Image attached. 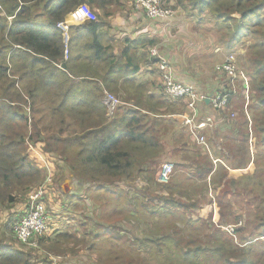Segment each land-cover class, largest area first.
<instances>
[{"label": "trees", "instance_id": "1", "mask_svg": "<svg viewBox=\"0 0 264 264\" xmlns=\"http://www.w3.org/2000/svg\"><path fill=\"white\" fill-rule=\"evenodd\" d=\"M158 1L164 10L186 12L196 33L205 16L213 14V31L222 37L203 57L217 47L227 57L236 56L249 90L243 81L232 83L217 72L204 86L205 80L196 78L203 70L196 72L200 66L194 69L191 60L201 58L199 52H190L178 64L170 61L176 82L206 96L221 94L227 102L222 109L206 102L197 106L199 118L211 117L213 126L192 134L176 122L179 129L166 130L164 124L173 122L172 116L193 112L187 100L164 94L159 59L151 57L158 40L149 32L143 36L130 31L118 38V32L112 31L113 16L130 13L124 12L127 2L131 11L142 13L154 26L155 20L145 10L137 11L131 0H0V206H12L22 196L28 201L11 220L18 244L22 243L15 225L26 216L32 195L41 188L45 191L41 202L51 220L57 209L78 218H95L97 212L109 216L108 226L93 222L83 230L94 234L89 252L81 247L85 238L78 239L76 231L61 233L52 227L53 236L51 231L33 237L31 242L49 254L72 255L65 264H124L122 259L133 262L147 247L159 264L163 255L166 264H218L219 260L264 264V245L254 242L264 237V164H258L264 163V0ZM80 5L89 6L96 20L70 29L72 56L63 62L64 44L57 25ZM160 31H165L164 25ZM241 45L246 54H237ZM105 91L119 100L110 119ZM201 138L209 150L200 145ZM33 148L41 153L40 162L31 156ZM251 155L256 162L253 174L230 178L224 165H214L218 158L233 170H243ZM58 159L69 169L73 187L81 191L79 200L75 192L63 194L70 198L68 202L57 196ZM164 165H172L167 184L159 183ZM50 176L54 182L48 184ZM210 188L216 192L215 202L209 197ZM96 193L106 198L97 211L91 205ZM204 204L215 207L221 226H236L234 234L188 215ZM128 213L132 220L124 223ZM121 214L125 217L117 218ZM145 218L148 236L142 239L135 235L133 222ZM212 219L213 213L207 220ZM185 226L196 231L212 229L194 252L172 247L193 240ZM3 228L1 236L6 234ZM113 232L115 240L110 238ZM235 235L242 243L234 242ZM11 237L0 241V264L57 260L47 255L41 260L37 251L14 248L6 243ZM138 262L147 264L144 256Z\"/></svg>", "mask_w": 264, "mask_h": 264}, {"label": "rangeland", "instance_id": "2", "mask_svg": "<svg viewBox=\"0 0 264 264\" xmlns=\"http://www.w3.org/2000/svg\"><path fill=\"white\" fill-rule=\"evenodd\" d=\"M132 1V0H131ZM132 6L127 2L126 5V10H124V12L128 13L131 12L130 15H132V11H131ZM114 10V8L112 9ZM118 12H122L120 10H118ZM214 16L213 14H209L207 16H205V18L203 19L204 23L198 26V33H196L194 31V21L189 19V16L186 14V12L184 11H179L176 14L175 20L169 22L170 28L168 29L169 26H166L164 24H161L159 22H157V20L155 21L156 24L154 25V27H151L147 30H142L139 31L137 30V33H139L140 35L143 36H148L149 35L151 37H156V39L158 40V44L156 45L157 49L162 53L165 54L167 57V59H169L170 61H173L175 63H178L179 61H181L182 57L185 56L187 57L188 54L190 52H197L200 49H204L208 44L212 43L215 44L216 42L220 41V37H222L221 35L218 37V34L216 31H213L214 29V25L213 23H211L214 20ZM134 21V20H133ZM125 22V19H122L121 21L119 20L118 23L120 26H123ZM210 22V23H209ZM128 24H126L125 27V35L128 34L130 31H134V29H128V26H131L134 24V22H128ZM164 25L165 31H159L160 28H162V26ZM161 26V27H159ZM172 30H176L175 33L172 32ZM211 39V42H209ZM248 46V44L246 45ZM246 47H244V45H241L240 49L237 51V54H246ZM165 50H167L168 53L164 52ZM69 54H68V60H71V43H70V47H69ZM221 50L216 51L215 53L218 54L217 56V61H212L209 62L208 64L204 65L203 58H199L196 59L195 57H192L191 60L192 62H194V66H200V69L196 72H199L201 69L203 70V74H197L196 78L199 80H205L206 83H204V86H208L210 85V83L207 81L208 78H211L212 74L216 72V66L218 64H224L227 60L226 56L224 53L220 52ZM170 55V56H169ZM63 56H65L64 52H63ZM172 58V60H171ZM195 58V59H194ZM73 59V58H72ZM166 59V58H165ZM65 57H63V62H67ZM216 74V73H215ZM93 83V82H91ZM20 86L18 85L17 89L20 90ZM106 92V91H105ZM31 101V100H30ZM104 103L108 108V104L106 99H104ZM21 108L23 109V106H21ZM115 113V111H114ZM113 114H109V112H107V118H112ZM181 116V115H180ZM180 116H172L170 118V120H172L173 122H169V123H165V129L167 130L170 126L173 127V129H179L178 128V124L181 127H186ZM178 124H177V123ZM177 124V125H176ZM179 126V127H180ZM171 135V133L168 134L167 138ZM31 145V144H30ZM251 153H253L254 147L252 146V141H251ZM29 148V146H28ZM218 150H221L220 147H218ZM31 156L33 158H36L37 160H43L41 153L37 152L35 148L31 149ZM57 157V156H56ZM250 164L249 166H247V168L243 169V170H233L231 168H229V166L227 164H225L224 162L221 163L220 159H215V163L214 165L218 168L221 165H224L227 170L229 171V173L231 174L229 177H238L241 174H253V171L256 170L255 167V158L253 155L250 156ZM216 158V157H215ZM58 166L56 167L58 170V173L55 174V182L57 183L56 185H54V187L56 189H60V191L57 190V196L60 194L61 197V201L63 202H68V199H65L63 197L64 193V187H67L69 189L68 194L75 192V200H79L77 197H81L79 196L80 192L76 187H73L72 184V177H70L71 173L69 172V169L67 167H65V165L58 159V162L56 163ZM258 164H264V163H259ZM49 178H51V181L53 180L54 182V178L52 176H50ZM262 180L264 179V177L261 178ZM160 180V178H159ZM52 182V184H53ZM208 184L210 185V180H207ZM160 183V182H159ZM198 184L202 183L201 181L197 182ZM50 184V183H48ZM139 187H142L143 183L137 182V184ZM103 186H107V185H103ZM154 189V188H152ZM256 191H258L259 188H254ZM221 190V186L218 188V191ZM66 196V195H65ZM198 198L201 199V197L199 195H196ZM209 197L214 200V202L216 201V192L213 188H210V194ZM130 198V197H129ZM128 198V200H129ZM141 198V195H140ZM105 196L101 195L99 193H96L94 195V199L91 200V205H93V209L97 211V205L99 202H103L105 201ZM28 201L26 200V197H20L19 199H17V201L15 202L14 205L9 206L8 204H5L4 207L0 206V241L3 240V238H10L11 239L9 241H7L6 243H10L12 244L11 246H13L14 248H17L19 250H23L24 252L30 251V252H34L37 251V255L40 256V259L42 260L41 256H45L47 255L48 258H50V260H54V259H59L60 264H65L66 260H71L73 257L72 255L68 254V255H53V254H49L47 253V251H45L44 247L41 245L40 249H39V244L37 245V248L32 247L31 245H22V244H18L14 238V229H12L13 227V223H12V219H14L15 215H17L24 207V204H27ZM84 206V205H83ZM161 206V205H160ZM85 208H87V206L85 205ZM83 211V210H82ZM86 211V210H84ZM211 212L213 213V219L211 220H207V218L211 215ZM85 214H87V212H85ZM102 214V215H101ZM189 216H192L194 219H198L199 217L203 218L207 223H213L214 225H216L217 227L221 228L223 231L228 230V233L230 234H234V230H236V226H225V225H220V216L219 213L217 214L216 209L213 205H209V204H204L203 207L199 210L192 211L191 213L188 214ZM72 216L73 219L70 217ZM121 217H125L124 215H119L117 216V218H121ZM52 220H51V225L52 227H54L55 230H59L61 233H64L66 231H70V232H77V238L81 239L82 237L85 238V241L82 244V248L83 250L86 252H89V246L91 243V240H94V234H91L90 230H88L86 233H84V229L87 227H91L89 226V224H92L93 222H97L98 224H104L105 226H108V222L110 221L109 216H107L104 213L101 212H97L95 218H93L92 215H90L89 219L85 218V217H81L78 218V216L72 212H65V210H62V214H60V211L57 209L56 212L54 213V215L52 216ZM92 219V222H91ZM169 219V218H168ZM124 223H127L128 221L131 222L130 220H132V215L128 213V215L125 217ZM128 220V221H127ZM146 221H135L134 223V233L137 236H140L142 239H147L148 236V230H147V224H145V222H148V218H145ZM9 221V223H7ZM69 223V224H68ZM154 223V221L152 222V224ZM170 225H172V221L170 220L168 222ZM238 225H241V223H239ZM120 226H122L120 224ZM6 227V234H4L3 236H1L3 233H5L4 228ZM126 227V226H125ZM230 227V228H229ZM228 228V229H227ZM52 230L51 235L53 236V233L55 232V230ZM248 229V226H246L245 231ZM185 230L187 233H191L192 232V239L188 244H177V245H172L173 248H175L176 250H183V251H189V252H194L195 248L197 247L196 244L199 241H204L208 238V234L210 233L212 229H209V231H206V228H202L200 231H196L190 227H186L185 226ZM183 231V230H182ZM191 236V235H189ZM3 237V238H2ZM233 237V236H232ZM110 238L112 240H115L117 237V233L113 232V234L110 236ZM150 239H152V236H150ZM233 240L235 243L241 242V237L235 235V238L233 237ZM258 241V245H264V237L259 238L258 240H255L254 242ZM250 243H247L245 245L242 246H247ZM21 245V246H19ZM21 247V248H18ZM184 246H187L188 248H184ZM68 247V245H67ZM147 250H149L150 254H143L144 252H146ZM169 251V249H168ZM141 255L144 256V261L147 262V264H159V262L157 261L156 257H153V255L151 254L152 251L151 249H149V247H147V249H143L140 251ZM181 253V252H180ZM179 253V254H180ZM139 256L137 258H133L131 259L133 262H129L126 261L125 258L122 259V261L124 262V264H140L141 262H138V260H142V256ZM155 258V259H154ZM217 260H219V257H216ZM91 259L94 261V259L96 258H92ZM161 259V264H166L165 260L166 257L165 255H163L162 257H160ZM99 260V259H98ZM75 261V260H74ZM218 264H223V261L219 260Z\"/></svg>", "mask_w": 264, "mask_h": 264}, {"label": "built area", "instance_id": "3", "mask_svg": "<svg viewBox=\"0 0 264 264\" xmlns=\"http://www.w3.org/2000/svg\"><path fill=\"white\" fill-rule=\"evenodd\" d=\"M134 3V8L137 11L145 10L148 18L165 22L166 26H170L169 22L174 21L176 14L172 10H164L159 7L158 0H132ZM96 14L87 5H80L73 12H71L63 22L57 25L60 30L63 44H64V54L66 61L68 60L69 45H70V29L72 27L81 26L87 21H95ZM151 57L159 59L157 67L161 73V79L164 86V94L172 99H184L187 100L189 108L192 110L193 114H184L180 116L183 124L190 129L192 134H195V130L205 129L207 127L213 126V120L211 117L199 118V113L197 112V106L203 105L207 99L210 98L209 105L213 109H222L227 102V99L221 94L213 95L208 97L204 94L197 93L189 85H184L182 83L176 82L174 77L173 67L170 61L165 57L160 55L157 49L151 51ZM227 60L224 64H218L216 66V72L227 76L231 79L232 83L237 80L243 81L245 88L249 90V82L242 71L238 68V61L236 56L226 57ZM155 65V64H154ZM106 101L108 104L109 114H113L117 105H119V100L105 93ZM200 120V121H199ZM200 145L207 147L205 140L201 138L199 140ZM215 163V160H214ZM172 171V165H164L162 174L160 176L159 182L162 184H167L169 181V176ZM51 182V178L48 179L47 183ZM45 191L43 188L39 189L37 193L33 194L31 197V203L29 206V211L26 216L21 219L15 225V231L17 239L24 245H31L37 248L36 243H32L31 240L35 235L45 234L46 232H51L52 225L51 219L48 212L46 211V206L41 202L44 197ZM35 204L36 206H33ZM32 205V206H31ZM59 261V259H57ZM57 260L52 261L50 264H58ZM45 264V263H44Z\"/></svg>", "mask_w": 264, "mask_h": 264}, {"label": "crops", "instance_id": "4", "mask_svg": "<svg viewBox=\"0 0 264 264\" xmlns=\"http://www.w3.org/2000/svg\"><path fill=\"white\" fill-rule=\"evenodd\" d=\"M130 14H131V12H130ZM130 14H125V13H121L120 15H117V16H113V18H114V20L113 21H111V23H112V25H113V30L112 31H114L115 30V32H118L117 33V36H118V38H121V36L122 37H124V35H125V27H126V24H128L127 23V20H128V22H131V24H132V22H134V24L133 25H131V26H128V29H134V32H137V30H139V31H142V30H147V29H149V28H151V27H154L153 26V24L152 23H150V22H148L145 18H144V16H142V13H139V12H133L132 11V15H130ZM112 19V18H111ZM122 19H125V22H124V25L123 26H120L119 25V23H118V21L120 20H122ZM134 20V21H133ZM154 24H156V22L154 23ZM83 25H81V26H76L75 28H80V27H82ZM170 28V26L168 27V29ZM159 31H160V29H159ZM209 42H211V39H210V41ZM211 44L212 43H210V44H208L204 49H200V50H198L197 52H199L200 53V55H201V58H203L204 59V61H203V63H206V64H208L209 62H212V61H217V56H218V54H216L215 52L216 51H218V50H221L220 52L221 53H224L225 54V52L222 50V48H220V47H217V49H215L214 50V52H212V53H210L207 57H203V53H207V52H209V50H210V47H211ZM164 52H166V53H168L167 52V50H165ZM160 55L163 57H165L166 55L165 54H162L161 52H160ZM170 56V55H169ZM225 56H226V54H225ZM165 58H167V57H165ZM196 58V57H195ZM194 58V59H195ZM196 59H198V58H196ZM169 60V59H168ZM170 61V60H169ZM173 62V61H172ZM173 64H178V63H175V62H173ZM153 66H154V64H153ZM196 68V66H194V69ZM199 80V79H198ZM211 213H214V212H211Z\"/></svg>", "mask_w": 264, "mask_h": 264}, {"label": "water", "instance_id": "5", "mask_svg": "<svg viewBox=\"0 0 264 264\" xmlns=\"http://www.w3.org/2000/svg\"><path fill=\"white\" fill-rule=\"evenodd\" d=\"M209 103H210V99H207L206 104H209ZM68 192H69V189L67 187H64V193L68 194Z\"/></svg>", "mask_w": 264, "mask_h": 264}, {"label": "clouds", "instance_id": "6", "mask_svg": "<svg viewBox=\"0 0 264 264\" xmlns=\"http://www.w3.org/2000/svg\"><path fill=\"white\" fill-rule=\"evenodd\" d=\"M72 28H73V27H72ZM69 47H70V45H69ZM64 50H65V49H64ZM226 57H227V56H226ZM213 95H214V93H212L210 96H208V95H207V96H208V97H212ZM209 99H210V98H209Z\"/></svg>", "mask_w": 264, "mask_h": 264}]
</instances>
